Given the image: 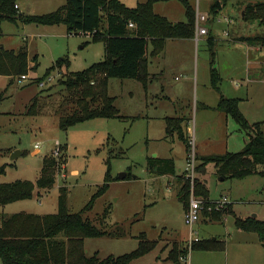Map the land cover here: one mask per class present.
<instances>
[{"label":"rangeland","instance_id":"1","mask_svg":"<svg viewBox=\"0 0 264 264\" xmlns=\"http://www.w3.org/2000/svg\"><path fill=\"white\" fill-rule=\"evenodd\" d=\"M122 1L136 7L147 0ZM188 1L195 12L208 15L204 24L208 36L200 37L195 45L185 39L169 40L161 56L152 55L150 45L147 88L136 79L109 81V95L116 99L115 106L124 119H94L67 131L61 129L60 120L77 110L76 94L68 89L67 77L102 62L105 43H87L82 37L69 36L65 25L4 22L0 45L16 51L26 47L29 61L38 66L27 74L30 79L25 82H20L21 76L0 77V169L5 167L0 184L18 180L36 183L45 158L55 159L59 166L51 189H36L32 199L1 207L0 215L55 214L61 188L67 189L70 213H79L104 185L110 166L114 181L84 214L109 235L86 239L87 256L98 253L104 260L132 253L145 233L158 246L130 264H175L171 252L188 247L191 240L186 207L177 181L152 173L150 158L173 160L178 172L187 167L189 158L198 163L197 157L206 153L242 151L246 134L233 118L216 110L221 96L241 100V112L250 123H264V47L256 50L243 41L264 35L259 21L243 19L247 5L264 0H228L215 16L211 6L216 0ZM66 3L19 0L20 13L26 15L52 13ZM154 11L173 22L186 21V9L178 0L159 2ZM226 17L232 19L230 26ZM210 38L215 40L211 46ZM59 61L62 65L56 67ZM213 64L220 76L219 91L212 86ZM49 69L52 71L47 76ZM41 82L46 84L42 88ZM35 97L37 105L31 111ZM167 118L184 120L190 150L178 133L167 137ZM57 149L59 156L55 157ZM17 151L20 153L13 158ZM208 171L205 179L211 201L226 197L233 204L221 223L203 217L194 229L201 240L225 243V250H189L187 263L264 264V245L257 234L243 232L235 225V218L254 215L264 221V177L225 179L212 165ZM122 174L129 175L128 179H120Z\"/></svg>","mask_w":264,"mask_h":264},{"label":"trees","instance_id":"2","mask_svg":"<svg viewBox=\"0 0 264 264\" xmlns=\"http://www.w3.org/2000/svg\"><path fill=\"white\" fill-rule=\"evenodd\" d=\"M19 0H0V37L4 22L17 24H37L43 26L65 25L69 35H90L91 43H105V59L86 70L75 72L67 77L66 85L76 94V114L63 117L60 127L69 128L94 119H124L115 106L116 99L109 95V81L112 78L136 79L146 88L150 80L148 51L152 46V55L160 56L167 41L175 39H194L196 37V12L188 0L180 1L186 9L187 20L174 23L154 11V5L162 1L147 0L135 8H129L120 0H67L65 6L45 15H26L20 13ZM228 0H217L212 6L215 16ZM243 19L246 22L259 21L264 27V3L249 4L245 7ZM133 24L135 28H131ZM251 46L264 47V35L248 37L243 40ZM215 42L208 40L209 45ZM215 53L212 54L214 56ZM30 67L26 47L9 50L0 45V77L14 79L27 75L37 68L36 62ZM59 61L56 67H60ZM55 68V67H54ZM52 69L46 73L50 74ZM212 86L219 91L220 76L213 64L211 69ZM11 84V83H10ZM239 99L220 97L216 110L233 118L239 125L247 142L238 153L227 152L221 155L197 157L195 194L204 201H210L208 188V167L214 166L218 176L225 179L243 180L251 176L264 177V123H250L240 109ZM31 111L35 110L37 97L33 99ZM98 105V107H95ZM181 118H167V137L178 133L179 139L190 150V144L184 133ZM197 156V155H196ZM152 173L158 176H176L173 160L150 158ZM110 164V162H108ZM59 163L55 159L45 158L41 177L36 183L18 180L0 184V207L30 200L36 189H51L56 184ZM5 172V167L0 173ZM127 175L125 179H128ZM204 178V179H200ZM182 185L179 196L187 209L191 183L179 178ZM114 179L111 167H108L105 183L93 196L89 204L79 213H70L67 205V189H60L58 211L55 214L15 213L0 215V262L2 264H130L146 256L158 246L147 235H140L139 247L132 253L120 257L109 256L101 260L98 253L88 257L85 240L109 235L95 226L84 214L93 208L94 202L102 196ZM229 208L204 213L205 219L222 221ZM107 213V212H106ZM236 227L246 233L257 234L264 245V221L257 218H235ZM189 248L173 250L170 259L182 264L188 257ZM225 243L216 240H200L192 244L191 251H224Z\"/></svg>","mask_w":264,"mask_h":264},{"label":"built area","instance_id":"3","mask_svg":"<svg viewBox=\"0 0 264 264\" xmlns=\"http://www.w3.org/2000/svg\"><path fill=\"white\" fill-rule=\"evenodd\" d=\"M18 8V6H17ZM209 21V17L206 14L197 13L196 16V22H195V28H196V36L197 39L200 37L208 35L209 31L208 28L204 25ZM225 21L230 24L231 20L228 18H225ZM131 28H135L133 24L130 25ZM87 37H91L90 35L80 34ZM28 75H24L21 77L20 82H25L29 80ZM49 81H52V78L49 79ZM46 84L45 82L40 83V87H44ZM55 157L59 156V150H55L54 152ZM194 156V154H193ZM196 157V155H195ZM183 178L185 181H188L191 183V189H190V195H189V204L185 211V223L190 228V243L187 245L188 248L191 250L192 244L194 242L200 241V237L198 235V232L194 229L195 225L204 217V213L207 211L211 212L214 208L216 210H223L229 208L230 205L233 203L230 202V200L226 197L222 198L221 200L217 201H204L203 199L197 197L195 194V178H196V160L194 159H188L187 167L185 168ZM183 261H188V257L182 259Z\"/></svg>","mask_w":264,"mask_h":264},{"label":"crops","instance_id":"4","mask_svg":"<svg viewBox=\"0 0 264 264\" xmlns=\"http://www.w3.org/2000/svg\"><path fill=\"white\" fill-rule=\"evenodd\" d=\"M122 3H124L122 0H120ZM217 1V0H216ZM228 2V1H227ZM159 3V2H158ZM126 6H127V4L126 3H124ZM139 4V3H138ZM138 4L136 5V7L138 6ZM157 4V3H156ZM65 6V5H64ZM213 6V5H212ZM211 6V7H212ZM63 7V6H62ZM128 7V6H127ZM154 7H155V5H154ZM18 8H19V10H20V12H21V5H19V1H18ZM129 8H135V7H129ZM223 11V10H222ZM198 12H200L199 10L196 12V16H197V13ZM201 13V12H200ZM22 14H24V13H22ZM243 15H244V13H243ZM167 19H168V17H166ZM226 18H228V19H230L231 21H232V19H231V17H226ZM169 21H170V19H168ZM186 20H187V17H186ZM171 22H173V21H171ZM181 22V21H180ZM182 22H185V21H182ZM174 23H177V22H174ZM179 23V22H178ZM232 23V22H231ZM231 23L230 24H228L229 26L231 25ZM4 24V23H3ZM2 27H3V25H2ZM2 32H3V30H2ZM68 35H69V33H68ZM69 36H79V37H82V38H84V39H86L87 41V43H91L92 42V38L91 37H87V36H84V35H69ZM206 36H208V35H206ZM185 40H187V41H190V43H193L194 45H195V43H197V42H199V40H200V38L199 39H197V36L194 38V39H185ZM208 41V40H207ZM168 42V41H167ZM246 43V42H245ZM167 45V44H166ZM247 47H256V50H261L262 49V47H260V46H250V45H248ZM161 56V55H160ZM30 64H32L30 67H33L34 65H35V63H32V62H30ZM151 74V73H150ZM250 79V78H249ZM252 79H250V82H254V80H252ZM174 101H176V98H174ZM205 106V105H204ZM245 142H247V138H245ZM208 155H221V154H212V153H206L205 155H203V156H208ZM213 166V165H212ZM184 171H185V169H181L180 171H178L177 172V175L176 176H170V175H165V176H158V178H165V177H170V178H172V180L173 181H177V185L180 187V189L179 190H181V184L179 183V178L181 177L183 180H184V178H183V175H184ZM73 174H78V171H73ZM180 192V191H179ZM20 202V201H19ZM19 202H15V203H12V204H9V205H6V206H3L2 208H4V207H7V206H10V205H15L16 203H19ZM15 207V206H14ZM1 208V207H0ZM258 218H259V215L257 216ZM224 220H225V218H224ZM223 221V220H222ZM220 223H221V221H220Z\"/></svg>","mask_w":264,"mask_h":264},{"label":"water","instance_id":"5","mask_svg":"<svg viewBox=\"0 0 264 264\" xmlns=\"http://www.w3.org/2000/svg\"><path fill=\"white\" fill-rule=\"evenodd\" d=\"M19 153H20L19 151L15 152L14 155H13V158H16V156H18L17 154H19ZM22 154H23V153L21 152L20 155H22ZM125 177H126V174H122V175H120V179H125ZM253 218H257V215H254ZM214 240H215V239H214Z\"/></svg>","mask_w":264,"mask_h":264}]
</instances>
